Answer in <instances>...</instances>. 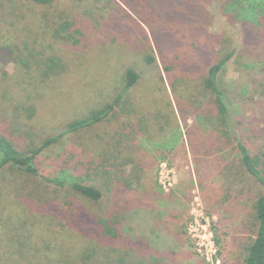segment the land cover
<instances>
[{
    "label": "rangeland",
    "instance_id": "obj_1",
    "mask_svg": "<svg viewBox=\"0 0 264 264\" xmlns=\"http://www.w3.org/2000/svg\"><path fill=\"white\" fill-rule=\"evenodd\" d=\"M193 1L208 13L200 24L192 0H0V133L16 147L61 132L111 101L129 68L138 73L108 118L35 158L41 174L66 168L97 186L98 200L0 172V264H243L264 187L242 167L235 139L264 161V52L246 46L236 0ZM64 20L69 30L56 33ZM209 42L217 55L234 50L218 75L231 99L226 133L202 85ZM51 56L61 67L47 76ZM116 216L117 237L91 238L95 219Z\"/></svg>",
    "mask_w": 264,
    "mask_h": 264
},
{
    "label": "trees",
    "instance_id": "obj_2",
    "mask_svg": "<svg viewBox=\"0 0 264 264\" xmlns=\"http://www.w3.org/2000/svg\"><path fill=\"white\" fill-rule=\"evenodd\" d=\"M26 1H32L38 4H48L53 0ZM236 2L240 5H237L234 15H236V18L243 23V28L245 30L244 34L247 39L246 46L250 44L249 40H251L253 43L255 42L254 46H256V44L262 45L261 51L264 52V0H236ZM189 8L190 10H193L195 8V14L197 16L198 24H200L203 18H208L207 11L203 8L198 9L193 0ZM69 27L70 22L64 20L59 23V26L55 31L58 34H61V32L69 30ZM200 28L203 29V27L201 26ZM160 33H162L159 35L163 44L161 46L158 45V47L155 44V47H157L160 53L159 55L161 56L162 60H164L165 57L162 52V47L165 44L163 39L165 37L163 36L162 31ZM212 36L214 35L210 34L211 38H213ZM70 37H72V35H70ZM75 40L77 41V39ZM165 40L167 39L165 38ZM212 40L213 39H211V42ZM211 42L208 43V49L206 50L205 54L206 59L211 61V63L207 67L206 75L203 78L202 85L207 88L208 91L213 95V101L217 110V119L222 126H225L227 128L229 125L228 121L231 119L229 108L231 99L229 97L228 90L219 84L218 75L224 69L226 63L234 55V50L225 51L217 55V49H215V46L212 45ZM146 46L147 47L143 52L148 53L145 54V58L147 60V63H150L153 62L155 58L151 51H146L148 50V42L146 43ZM24 62H26V60ZM57 62L58 61L56 57H49L45 62L43 74L48 76L50 73H55V71H57L56 68L61 67V65H59ZM261 69L264 70V59ZM163 70H165V72L169 70L168 64L163 65ZM137 78L138 73L129 68L125 73L124 85L122 86L120 92L111 101L105 103L100 108L91 110L89 113L82 117L70 120L61 132L44 138L42 142L34 148L22 150L16 147L11 139L0 133V172H4L5 170L9 169L10 171L7 172L12 177H16V171L36 175L39 176L43 181L56 187H67L90 200H98L101 197V191L97 186L93 184L82 183L77 177L72 176L71 174H67L65 171L66 168L62 169L63 171H61L60 174L56 176L41 174L36 165L35 158L36 155H38L44 149H47L53 146L56 142L60 141L66 134L86 129L108 118L116 110V107L121 104V102H126L125 95L136 83ZM224 131L226 133V131H228V128L227 130L224 129ZM235 140L242 167L247 174L252 176L256 182L264 187V161L262 160L263 154H251L244 144H242L237 138ZM65 176H68L70 178L67 179ZM3 179L5 180L6 178ZM6 181H9V179H6ZM16 199L14 200V202L10 203H15L14 210L17 213V211H22V209H17L20 207L22 208V205L21 200ZM254 211L256 219V231L254 233V236L247 242L245 246L246 254L243 264H264V191L256 198L254 202ZM81 212L82 211H79V214ZM20 214L21 212L18 215L21 216ZM53 214L54 216H58L61 214V211H59L58 208H55ZM26 216L27 215H24L25 218ZM75 216L76 214L72 213L71 216H67L68 218L66 217V219L67 221H71V219ZM33 218H35V215L33 216ZM120 222L121 221L117 216L116 219L109 217L95 219V222L93 224L94 230L92 231L91 238H94V240L98 242H104L103 238L115 236L117 237L121 231L120 226H118ZM25 247H27V244H21L19 246L21 251L24 250ZM149 264L162 263L152 262Z\"/></svg>",
    "mask_w": 264,
    "mask_h": 264
}]
</instances>
